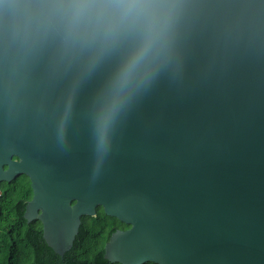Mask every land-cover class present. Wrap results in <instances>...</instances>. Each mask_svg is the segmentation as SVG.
I'll return each mask as SVG.
<instances>
[{
	"label": "water",
	"instance_id": "95a60500",
	"mask_svg": "<svg viewBox=\"0 0 264 264\" xmlns=\"http://www.w3.org/2000/svg\"><path fill=\"white\" fill-rule=\"evenodd\" d=\"M58 0H0V183L64 257L83 216L121 264H264V0H173L166 57L106 133L99 115L137 35L65 41Z\"/></svg>",
	"mask_w": 264,
	"mask_h": 264
},
{
	"label": "clouds",
	"instance_id": "9594fccd",
	"mask_svg": "<svg viewBox=\"0 0 264 264\" xmlns=\"http://www.w3.org/2000/svg\"><path fill=\"white\" fill-rule=\"evenodd\" d=\"M65 41L89 46H107L125 35H137V45L117 73L111 101L99 115L106 133L133 87L143 83L170 48L178 5L173 0H58Z\"/></svg>",
	"mask_w": 264,
	"mask_h": 264
},
{
	"label": "trees",
	"instance_id": "16d2710c",
	"mask_svg": "<svg viewBox=\"0 0 264 264\" xmlns=\"http://www.w3.org/2000/svg\"><path fill=\"white\" fill-rule=\"evenodd\" d=\"M32 197L31 181L26 175L5 182L0 195V264H121L105 258V246L116 230H126L129 225L106 215L99 206L96 216L82 217L73 248L62 258L44 239L42 222H28L24 217Z\"/></svg>",
	"mask_w": 264,
	"mask_h": 264
},
{
	"label": "flooded vegetation",
	"instance_id": "af4514ba",
	"mask_svg": "<svg viewBox=\"0 0 264 264\" xmlns=\"http://www.w3.org/2000/svg\"><path fill=\"white\" fill-rule=\"evenodd\" d=\"M4 187H5V182H1L0 183V191L1 193L4 191ZM30 201V200H29ZM36 220V219H35ZM35 220H32V221H35Z\"/></svg>",
	"mask_w": 264,
	"mask_h": 264
},
{
	"label": "built area",
	"instance_id": "2783aa9c",
	"mask_svg": "<svg viewBox=\"0 0 264 264\" xmlns=\"http://www.w3.org/2000/svg\"><path fill=\"white\" fill-rule=\"evenodd\" d=\"M0 195H1V191H0Z\"/></svg>",
	"mask_w": 264,
	"mask_h": 264
}]
</instances>
